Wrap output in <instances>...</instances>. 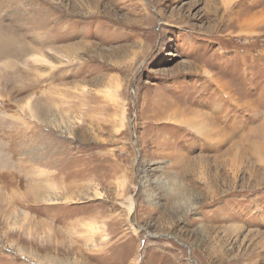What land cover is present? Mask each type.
<instances>
[{
  "label": "rangeland",
  "instance_id": "1",
  "mask_svg": "<svg viewBox=\"0 0 264 264\" xmlns=\"http://www.w3.org/2000/svg\"><path fill=\"white\" fill-rule=\"evenodd\" d=\"M0 31V264H264V0H0Z\"/></svg>",
  "mask_w": 264,
  "mask_h": 264
},
{
  "label": "bare ground",
  "instance_id": "2",
  "mask_svg": "<svg viewBox=\"0 0 264 264\" xmlns=\"http://www.w3.org/2000/svg\"><path fill=\"white\" fill-rule=\"evenodd\" d=\"M222 1H223L224 5L226 7H232L236 3L237 0H222ZM239 20L240 19H238L237 21H239ZM239 23H240V25H243L244 24V26H245L246 29H249L252 26V25H249L248 26V24H251L252 23V22H249V20H245L244 23H241V22H239ZM10 39L15 40L12 37ZM13 40H10L9 41V40L5 39L4 36L1 34V31H0V59L4 55H7L8 53L9 54H12L13 53L15 55L21 53L23 55L25 52H27V50H25V47L24 46H20L19 48H17L15 46V43H14ZM31 50L35 53V55H32V57L34 56L33 57V60H35V62H42V63L47 62V60L42 55V52L38 51V49L35 50V48L29 49V51H31ZM7 64H10V63L7 62ZM257 147L259 148V146H257ZM255 149H257V148H255ZM262 159L264 160V158H262ZM262 159H261V161H262ZM131 209H134L133 206L131 207Z\"/></svg>",
  "mask_w": 264,
  "mask_h": 264
}]
</instances>
